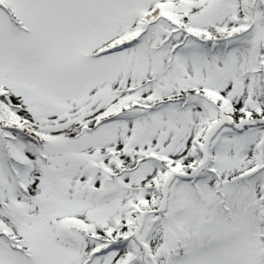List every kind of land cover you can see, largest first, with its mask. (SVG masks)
Here are the masks:
<instances>
[{"label":"snow or ice","instance_id":"obj_1","mask_svg":"<svg viewBox=\"0 0 264 264\" xmlns=\"http://www.w3.org/2000/svg\"><path fill=\"white\" fill-rule=\"evenodd\" d=\"M0 264H264V0H0Z\"/></svg>","mask_w":264,"mask_h":264}]
</instances>
